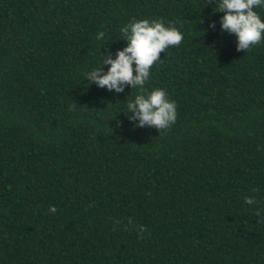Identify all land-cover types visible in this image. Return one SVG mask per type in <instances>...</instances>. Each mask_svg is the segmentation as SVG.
I'll return each instance as SVG.
<instances>
[{"label":"trees","instance_id":"trees-1","mask_svg":"<svg viewBox=\"0 0 264 264\" xmlns=\"http://www.w3.org/2000/svg\"><path fill=\"white\" fill-rule=\"evenodd\" d=\"M221 15L207 0H0V264H264V40L237 51ZM132 19L183 33L145 84L176 103L166 130L127 119L137 89L84 79Z\"/></svg>","mask_w":264,"mask_h":264},{"label":"clouds","instance_id":"clouds-1","mask_svg":"<svg viewBox=\"0 0 264 264\" xmlns=\"http://www.w3.org/2000/svg\"><path fill=\"white\" fill-rule=\"evenodd\" d=\"M207 4H211L212 12L222 13L219 29L234 35L237 51L245 52L264 40V19L256 11L264 10V0H207ZM215 27L216 22L210 21L208 28L215 30ZM119 31L121 39L126 41L124 47L116 50L114 58L104 51L99 66L84 73V79L113 94L122 93L126 85L129 89H137V94L126 105L127 119L135 121V127L166 130L175 123L176 103L164 89L153 88L149 91L145 84L150 77V68L161 60L159 54L170 46L179 45L183 33L160 19H132ZM104 36V32H98L96 39L99 41ZM105 65L106 71L103 70ZM244 202L253 205L256 201L253 197H245ZM55 211L54 206L49 207L50 213ZM260 213L261 210L257 209V215ZM143 231L141 226L140 232Z\"/></svg>","mask_w":264,"mask_h":264}]
</instances>
